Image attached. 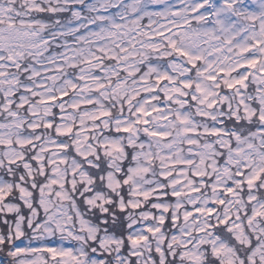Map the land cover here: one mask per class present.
<instances>
[{
  "label": "snow or ice",
  "instance_id": "1",
  "mask_svg": "<svg viewBox=\"0 0 264 264\" xmlns=\"http://www.w3.org/2000/svg\"><path fill=\"white\" fill-rule=\"evenodd\" d=\"M0 264H264V0H0Z\"/></svg>",
  "mask_w": 264,
  "mask_h": 264
}]
</instances>
